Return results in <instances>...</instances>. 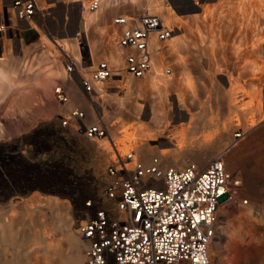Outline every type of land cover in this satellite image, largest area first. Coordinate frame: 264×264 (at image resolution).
<instances>
[{
	"label": "rangeland",
	"instance_id": "374dc122",
	"mask_svg": "<svg viewBox=\"0 0 264 264\" xmlns=\"http://www.w3.org/2000/svg\"><path fill=\"white\" fill-rule=\"evenodd\" d=\"M114 2L117 5L104 1L102 6L118 16L157 14L173 28L172 37L153 54V66L145 76L121 72L100 83L101 91L91 97L74 81L71 99L64 105L54 99L56 71L30 66L25 81L0 78V264H67L65 228L72 222L80 237L76 225L82 202L101 193L106 165L115 157L113 143L123 154L133 150L145 163L158 157L161 166L195 162L203 167L221 154L227 170L240 180L239 195L248 203L222 209L217 230L227 233L226 250L219 261L210 255L212 264H264V69L251 67L252 54L264 61V40L254 52L250 27L235 19L240 14L236 0L110 3ZM207 6L212 8L211 21L204 17ZM85 39L80 54L77 44L65 45L79 62L73 73L79 80L93 68L88 63L89 31ZM55 50L60 53L62 48ZM3 57L6 62L8 56ZM62 60L64 64L65 56ZM155 66L163 84L151 82ZM71 107L83 110L87 123H102L106 135L87 138L63 129L60 117ZM181 132L193 142V150L179 146L173 137ZM203 135L209 137L206 143ZM176 147L180 151L172 156L179 155L178 165L168 163ZM161 156L169 158L163 161ZM26 220L38 232L47 231L45 240L58 243V248L44 253L43 239ZM53 221L60 230L52 229ZM81 247L82 264V240Z\"/></svg>",
	"mask_w": 264,
	"mask_h": 264
},
{
	"label": "built area",
	"instance_id": "2783aa9c",
	"mask_svg": "<svg viewBox=\"0 0 264 264\" xmlns=\"http://www.w3.org/2000/svg\"><path fill=\"white\" fill-rule=\"evenodd\" d=\"M11 7L17 19L27 20L37 11L38 2L13 0ZM97 7L93 0L90 10ZM114 23L122 26L116 41L124 49L123 64L115 68L101 60L88 75H81L79 84L88 97L96 95L97 83L121 71L144 76L151 68L152 35L159 42L173 35V28L157 14L119 15ZM7 27L0 23V32ZM75 37L81 44L83 34ZM64 68L72 75L79 62L65 54ZM53 93L63 105L70 101L69 92L60 84ZM59 125L87 138L106 135L102 123H87L85 112L77 107L61 115ZM157 162L155 157L149 163L134 159L129 150L117 151L106 165L102 191L82 202V217L76 225L85 243L82 264H212L209 245L222 209L248 203L239 195L240 180L227 170L221 155L203 167L195 162L162 167Z\"/></svg>",
	"mask_w": 264,
	"mask_h": 264
},
{
	"label": "crops",
	"instance_id": "0c3cea01",
	"mask_svg": "<svg viewBox=\"0 0 264 264\" xmlns=\"http://www.w3.org/2000/svg\"><path fill=\"white\" fill-rule=\"evenodd\" d=\"M104 1L112 6L117 5V2L111 4L112 0H99L98 7L90 10L91 1L85 4L83 0H37L38 9L32 18L20 20L12 11L13 0H0V23L8 24L5 31L0 32V78L7 79L10 76L16 82L25 81L24 76L28 75L26 71L30 66L32 70L56 71L55 83L62 85L71 99L69 87L74 81L79 84L80 80L77 74L67 75L62 57L67 54L75 58L65 48L68 43L77 44L80 54V44L75 40V35L81 30L85 31L82 34L86 35V41L88 31L92 39L88 44L90 68L101 60L113 67L123 62L124 52L116 44L122 26L113 23L118 15L107 10L105 5L102 6ZM60 47L62 51L58 53L55 49ZM4 54L6 58L8 56L6 62H2Z\"/></svg>",
	"mask_w": 264,
	"mask_h": 264
},
{
	"label": "bare ground",
	"instance_id": "6f19581e",
	"mask_svg": "<svg viewBox=\"0 0 264 264\" xmlns=\"http://www.w3.org/2000/svg\"><path fill=\"white\" fill-rule=\"evenodd\" d=\"M231 0H221V3H228L230 2ZM237 2V5L235 8L239 9V12L240 14L238 15V17L235 16V19H240L241 21H239L243 27H245V24L247 26L250 27V31L252 33V38H251V44H250V47L253 49V48H259L260 45H261V42L264 40V0H236ZM93 2V0L91 1V3ZM97 2H99V0H97ZM234 2V1H233ZM90 3V4H91ZM90 4H89V9H90ZM99 5V3H98ZM234 7V6H232ZM14 13V12H13ZM211 15H212V8L211 6H207L204 8V17L206 19V21H211ZM230 15V14H229ZM14 16L16 17V15L14 14ZM123 16V15H122ZM17 18V17H16ZM31 19V18H30ZM28 20V19H27ZM113 23H114V20H113ZM236 23H238V21L236 20ZM242 27V28H243ZM81 33L85 34V31L84 30H81ZM119 35V34H118ZM117 35V37H118ZM116 37V39H117ZM172 37V36H171ZM170 37V38H171ZM86 38V35L85 37ZM169 38V39H170ZM242 38V37H241ZM169 39H166L165 41L169 40ZM77 41V38L75 39ZM86 40V39H85ZM163 41V42H165ZM163 42H159L155 36L152 35V37L150 38V50H151V68H152V65H153V54L155 53L156 50H159L161 48L160 46V43H163ZM116 44H117V41H116ZM263 44V43H262ZM118 46V45H117ZM249 46V45H248ZM121 50H124L123 47H120L118 46ZM154 50V51H153ZM254 51V49H253ZM255 52V51H254ZM253 52V53H254ZM262 53V52H261ZM257 54V53H255ZM259 56V55H258ZM258 56H254L252 54V63H251V67L253 68V70H263L264 69V61L262 60V58L258 57ZM123 57H124V54H123ZM250 60V61H251ZM124 61V59H123ZM123 64V62H122ZM150 68V69H151ZM168 68H165L164 72L166 74H168V71H167ZM170 70V69H168ZM66 71V70H65ZM150 71V70H149ZM148 71V72H149ZM123 72V71H121ZM120 72V73H121ZM147 72V73H148ZM67 73V72H66ZM89 73V72H88ZM145 73V75L147 74ZM68 74V73H67ZM127 74V73H126ZM69 75V74H68ZM86 75H88L86 73ZM144 75V76H145ZM168 76V75H167ZM143 77V76H142ZM256 82H258V78H254ZM165 81L164 77L162 76L161 72L158 70V68L155 66L154 67V73L151 77V82L155 85H160V84H163V82ZM150 82V81H149ZM259 85H261L259 83ZM96 90H97V93H99L101 91V86H100V83H97L96 84ZM96 93V94H97ZM70 95V94H69ZM94 95V94H93ZM92 95V96H93ZM70 99V97H69ZM68 110H70V108L66 109L65 112H67ZM125 137L129 138L127 135H125ZM173 137H176L177 140H178V143H179V146H183L184 144H186L185 146L189 147L190 149L193 150V147H192V144L193 142L192 141H186L185 140V136L183 135V132L179 133V134H176L174 135ZM187 138V137H186ZM208 136L207 135H203V141L206 143L207 140H208ZM113 146H114V156L116 157L117 155V151L121 153V151L116 147V145L113 143ZM133 149H135L137 152H138V148L137 147H133ZM188 150V148H187ZM191 150V151H192ZM180 149L179 147H176V149H172L171 150V153H170V156L172 155H176L177 152H179ZM128 152V151H127ZM134 152V151H133ZM190 152V150H189ZM126 153V152H125ZM195 153V152H193ZM123 154V152L121 153ZM147 154H148V151H145V153L143 154V156L147 157ZM166 154V153H165ZM164 154V155H165ZM193 155V154H192ZM218 155H221V154H217ZM168 156H161L160 157V160H163L165 161V159L167 158ZM154 158V157H153ZM152 158V159H153ZM157 158V163H159V165L161 166L160 162H159V158L158 157H155ZM169 158V157H168ZM134 159H136V155L134 154ZM152 159L149 161L151 162ZM180 157L178 155V157H173L168 161V163L173 162L174 164L178 165L180 163ZM143 161V160H142ZM179 161V162H178ZM144 162V161H143ZM178 163V164H177ZM173 165V164H172ZM165 166V165H164ZM162 166V167H164ZM175 166V165H173ZM27 219H28V215H26ZM1 221L4 222V220L2 219ZM28 222V224L30 225L29 228L30 230L32 229L33 230V233L34 235H36L38 238H42L43 241H41V244H42V247H43V251L44 253H47L50 251V249L52 247H55V248H58V243L56 242H48L45 240V234L47 235V231H40L38 232V230H36V228L33 227V225H31V223L26 220ZM68 224V223H67ZM52 229H55V230H60V226L59 224L56 222V221H53L52 222ZM226 226L225 228H230V226L227 224V220H223V226ZM76 231H77V228H76ZM78 233V231H77ZM64 236H65V239L67 241V258L66 259V262L67 264H81L82 262V255H81V240L80 238L81 237H77L74 233V230H72V222L70 224L67 225V227L65 228V233H64ZM80 236V235H79ZM227 237V233H225L222 229H219L216 231V235H215V238L212 240L211 244L209 245V248L211 246V253L210 255L216 260V261H219L223 256V251L226 250V244H225V238ZM36 238V237H34ZM40 242V241H39ZM83 242V240H82ZM85 244V243H84ZM49 247V248H48ZM51 253H54L51 252ZM50 253V255H51ZM56 254H59L60 252H56ZM48 255V254H47ZM60 255V254H59ZM54 257V256H53ZM57 257V256H56ZM59 257V256H58ZM55 258V257H54ZM53 259V258H52ZM51 259V260H52ZM61 259V258H60ZM55 260V259H54ZM57 263V262H56ZM59 263V262H58Z\"/></svg>",
	"mask_w": 264,
	"mask_h": 264
}]
</instances>
